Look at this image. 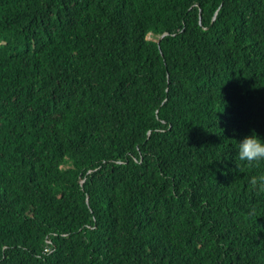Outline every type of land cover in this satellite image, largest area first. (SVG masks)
Masks as SVG:
<instances>
[{
	"label": "trees",
	"instance_id": "trees-1",
	"mask_svg": "<svg viewBox=\"0 0 264 264\" xmlns=\"http://www.w3.org/2000/svg\"><path fill=\"white\" fill-rule=\"evenodd\" d=\"M253 131L264 0H0V264H264Z\"/></svg>",
	"mask_w": 264,
	"mask_h": 264
},
{
	"label": "clouds",
	"instance_id": "clouds-1",
	"mask_svg": "<svg viewBox=\"0 0 264 264\" xmlns=\"http://www.w3.org/2000/svg\"><path fill=\"white\" fill-rule=\"evenodd\" d=\"M235 159L249 165L264 161V139L260 138L255 131L245 136L238 142V151ZM237 166L238 168L240 167L239 165ZM250 183L254 189L258 185L264 187V175L253 177Z\"/></svg>",
	"mask_w": 264,
	"mask_h": 264
},
{
	"label": "water",
	"instance_id": "water-1",
	"mask_svg": "<svg viewBox=\"0 0 264 264\" xmlns=\"http://www.w3.org/2000/svg\"><path fill=\"white\" fill-rule=\"evenodd\" d=\"M166 36H168V35H163V36H161V37L159 38V40H158V44H160L161 41H162Z\"/></svg>",
	"mask_w": 264,
	"mask_h": 264
}]
</instances>
